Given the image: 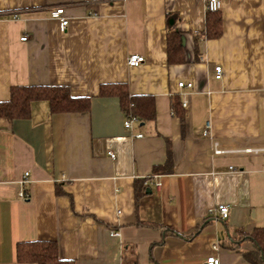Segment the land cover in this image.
<instances>
[{"label": "crops", "instance_id": "obj_1", "mask_svg": "<svg viewBox=\"0 0 264 264\" xmlns=\"http://www.w3.org/2000/svg\"><path fill=\"white\" fill-rule=\"evenodd\" d=\"M222 4V35L209 38L204 0H0V102L13 85L92 98L86 111L52 114L39 100L29 118L0 117V264H35L16 258L31 240L56 241L77 264H253L244 253L256 244L238 230L264 229V155H216L214 145H264V0ZM172 30L180 63L168 59ZM132 54L145 61L130 66ZM115 82L153 95L155 120L126 128L119 98L99 95ZM169 146L171 170L154 173Z\"/></svg>", "mask_w": 264, "mask_h": 264}, {"label": "trees", "instance_id": "obj_2", "mask_svg": "<svg viewBox=\"0 0 264 264\" xmlns=\"http://www.w3.org/2000/svg\"><path fill=\"white\" fill-rule=\"evenodd\" d=\"M223 23L221 13L208 12L207 30L209 38H218L222 35ZM168 59L172 63L184 61L182 35L177 30L167 34ZM100 96H117L120 105L127 117H133L138 122L153 121L156 118V100L153 95H134L130 92L126 82L104 83L99 87ZM90 96H74L66 85H13L10 98L0 102V117L10 119L29 118L31 105L34 101L45 100L50 104L52 114L86 111L91 105ZM173 109L181 117L184 124L185 113L181 101H173ZM172 168L171 149L168 147L167 161L154 166V173L170 171ZM143 181L136 183V199L142 193ZM240 238L250 237L256 248L244 253L245 258L253 264H264V229L257 227L251 233L238 230ZM16 258L20 263L35 264H77L74 260L60 257L56 241L31 240L18 242Z\"/></svg>", "mask_w": 264, "mask_h": 264}, {"label": "built area", "instance_id": "obj_3", "mask_svg": "<svg viewBox=\"0 0 264 264\" xmlns=\"http://www.w3.org/2000/svg\"><path fill=\"white\" fill-rule=\"evenodd\" d=\"M207 12H219L221 11L223 4L222 0H204ZM51 17L59 20L60 23V29L64 31L67 28V25L69 24L68 18L65 16V8L64 7H57L51 10ZM28 39L27 35H24L21 40L25 41ZM145 61L144 56L139 54H132L129 56L128 64L130 66H138L142 62ZM216 71V78H221L223 73V68L221 65L215 66ZM179 87H188L191 88L193 86V83L190 82H184L180 81L178 83ZM183 106L186 107L188 105V101L184 100ZM136 121L133 117H128L125 121V127L131 128L133 123ZM210 128V124L206 126V129L204 131V135L207 136L209 134L208 130ZM137 136H142V134H137ZM214 153L216 155H226V154H263L264 155V145H255V146H238V147H222L218 141L215 142L214 145ZM110 155L114 158L115 154L113 152H110ZM29 172H26L24 175V178L22 180L23 186L25 183L28 182ZM157 186H161V182H157ZM20 197L22 199H26L28 197V194L25 192L24 189L20 191ZM216 210L219 214V218L221 219H227L229 217V206L227 204H219L216 207ZM114 235H118V233H113ZM204 264H222L219 257L215 255L209 256Z\"/></svg>", "mask_w": 264, "mask_h": 264}]
</instances>
